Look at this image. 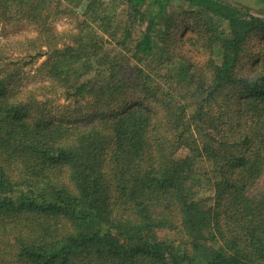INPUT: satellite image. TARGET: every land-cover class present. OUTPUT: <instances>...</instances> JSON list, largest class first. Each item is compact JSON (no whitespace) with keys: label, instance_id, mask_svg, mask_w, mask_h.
Returning a JSON list of instances; mask_svg holds the SVG:
<instances>
[{"label":"trees","instance_id":"obj_1","mask_svg":"<svg viewBox=\"0 0 264 264\" xmlns=\"http://www.w3.org/2000/svg\"><path fill=\"white\" fill-rule=\"evenodd\" d=\"M26 21L51 83L0 48V264H264V10L0 0Z\"/></svg>","mask_w":264,"mask_h":264},{"label":"rangeland","instance_id":"obj_2","mask_svg":"<svg viewBox=\"0 0 264 264\" xmlns=\"http://www.w3.org/2000/svg\"><path fill=\"white\" fill-rule=\"evenodd\" d=\"M174 5H177V4L175 3ZM172 8L176 9L175 6H172ZM187 21L188 22L185 23V25H188V27H190L191 23L194 22L191 19H188ZM52 22H53L52 25H54L55 30L60 35H65L68 32L73 33L77 30V23H76L75 18L73 16L67 15V13L62 12L58 14V16H56L52 20ZM137 31H138L137 33L138 35L139 30ZM179 32L180 33L185 32L186 35L191 34L190 30L189 31L185 30L184 25H181ZM38 33H39V30L27 21L26 22H16V23H11V24H4L3 22H0V48H3L2 50L3 53L11 56L16 61H21V63H25L24 65H22L24 68L23 70L24 72H22V74H24V80L22 81V86L20 87L21 90H24L25 88H30V89L38 88V87L51 83V81L47 77H45L43 73L38 69L40 67V64L46 59L45 56H42L34 60L33 62H28L31 59L28 56V54L26 55L24 51H21L19 49L20 47L17 46L15 42L13 43V41H18L19 39H23L25 37H28V38L34 37ZM255 42L257 43V49H259L260 44L258 43L260 42V39H256ZM251 63L252 62L246 61V67L244 71L248 72L247 68L248 69L251 68ZM38 92H40V90H38ZM48 94L50 96H54L51 93H48ZM66 106L67 107L69 106L70 108H72L73 103L66 101L64 99H58L57 101L54 102V106H53L54 113L56 114L59 113L58 115H60L61 118L70 119L72 116H68L69 113H66L67 115L65 114L66 116H63V112L67 109ZM152 109L155 112L161 113V110L157 106H154ZM80 121H81V118H78L76 120V123H81ZM187 151H188L187 148L184 147L180 149L179 155L187 153ZM204 165L206 166L205 168L209 167L208 163H204ZM159 234L160 236H163V237H166V236L173 237L174 236L173 233L167 230H163Z\"/></svg>","mask_w":264,"mask_h":264},{"label":"water","instance_id":"obj_3","mask_svg":"<svg viewBox=\"0 0 264 264\" xmlns=\"http://www.w3.org/2000/svg\"><path fill=\"white\" fill-rule=\"evenodd\" d=\"M239 5L249 7L255 10H264V2L261 0H231Z\"/></svg>","mask_w":264,"mask_h":264},{"label":"flooded vegetation","instance_id":"obj_4","mask_svg":"<svg viewBox=\"0 0 264 264\" xmlns=\"http://www.w3.org/2000/svg\"><path fill=\"white\" fill-rule=\"evenodd\" d=\"M231 1V0H230ZM262 1V0H261Z\"/></svg>","mask_w":264,"mask_h":264}]
</instances>
